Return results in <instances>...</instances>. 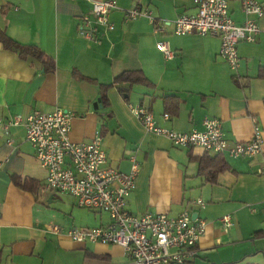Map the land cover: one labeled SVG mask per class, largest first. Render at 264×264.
Segmentation results:
<instances>
[{"label":"crops","instance_id":"1","mask_svg":"<svg viewBox=\"0 0 264 264\" xmlns=\"http://www.w3.org/2000/svg\"><path fill=\"white\" fill-rule=\"evenodd\" d=\"M93 1L99 0H0V32L42 54L41 59L22 58L0 43L1 124L15 117L24 120L35 111L71 113L72 142L89 143L99 134L106 166L122 173L130 172V159H135L138 173L127 203L132 214L175 217L188 210L205 222L196 255L187 264H264V175L257 173L264 155V78H258L264 70V14L257 19L260 33L255 41L238 45L239 68L232 72L218 57V38L176 36L172 24L157 33L144 17L125 19V11L138 7L160 23H171L195 15L197 0H115L118 9L109 16L113 29L99 28L98 42L84 38L78 29ZM256 1L264 6V0ZM241 3L228 2L236 25L244 22ZM160 42L172 51L171 59L156 49ZM48 60L54 64L52 72H44ZM124 71H141L153 87L113 85L107 91L108 105L102 107L99 86L82 79L107 85ZM166 96L177 100L176 114L166 111ZM128 104L141 105L158 127L174 132L202 131L205 119L219 120L231 144L248 141L255 121L262 133V153L252 158L223 155L230 170L220 173L214 184L206 183L196 160L206 153L175 147L147 132ZM24 135L22 124L9 126L7 133L0 125V264H56L48 260L52 249L66 264H126L119 246L76 243L69 230L62 233L58 227V232L45 231L44 216L50 211L43 204L64 205L66 200L55 192L41 194L46 173ZM14 178L35 182L36 196L15 185ZM71 206L81 211L70 224L96 228L109 223L108 215L103 219L82 212L89 210L77 207L74 199ZM224 215L232 222L227 231L220 222Z\"/></svg>","mask_w":264,"mask_h":264},{"label":"built area","instance_id":"2","mask_svg":"<svg viewBox=\"0 0 264 264\" xmlns=\"http://www.w3.org/2000/svg\"><path fill=\"white\" fill-rule=\"evenodd\" d=\"M228 2L197 0L195 15H182L171 23H160L149 10L138 7L125 11V19L144 17L157 33H164L165 25L172 24L176 36L197 34L218 38V57L232 72H236L240 61L237 47L240 43L255 41L260 33L257 19L263 16L264 6L256 0H242L244 22L236 25L229 16ZM116 9L115 0L91 2L89 16L92 20L83 15L79 33L88 40L98 42L99 28L105 31L113 29L109 16ZM156 49L166 59L173 56L166 43H158ZM127 108L147 132L167 138L175 147L199 148L206 154L228 155L231 158H252L262 153V133L255 121L252 137L248 141L231 144L224 138L219 120L205 119L202 131L174 132L158 127L151 112L141 105L128 104ZM72 117L71 113L56 109L48 114L32 112L24 120L15 117L6 124L0 122L5 133L9 126L23 125L25 140L46 173L41 194H67L74 198L77 207L108 215L109 223L105 225L69 230L70 240L80 244L119 246L128 258L126 264H187L196 255V245L205 233V222L197 217L193 219L188 210L175 217L168 214H132L127 203L138 173L135 159L131 157L132 165L127 174L106 166L107 157L99 134L89 143L70 140ZM169 118V114L163 115L164 120ZM6 143L10 145L11 141ZM257 173L264 175V155ZM195 203L203 207L200 200ZM220 222L224 231L232 226L229 215L222 216ZM53 231L58 232V228H53Z\"/></svg>","mask_w":264,"mask_h":264},{"label":"trees","instance_id":"3","mask_svg":"<svg viewBox=\"0 0 264 264\" xmlns=\"http://www.w3.org/2000/svg\"><path fill=\"white\" fill-rule=\"evenodd\" d=\"M0 43L2 46L11 51H15L22 58H26L27 56H33L41 59L42 54L32 46H19L16 42L7 37L4 33L0 32ZM44 72H52L54 70V64L51 61H44ZM258 78H264V70L259 71ZM83 80L94 83L99 86V100L101 102L102 107H106L108 105L107 101V91L113 85L119 84H128L130 87L134 85H144L148 87H153V84L146 79L144 74L141 71H124L117 75L111 84H98L94 80H89L87 78H82ZM164 106L166 111L171 112L172 114L177 113V100L173 96H166L163 98ZM167 112V113H168ZM198 162V175L205 177V182L209 184H214L217 180V177L220 173L226 172L230 170L229 165L225 162L221 155H217L211 157L207 154H203L201 157L196 158ZM14 184L22 189H26L31 191L35 196L38 190V185L31 180H25L23 183L20 182L19 179L14 178ZM35 187H31V186Z\"/></svg>","mask_w":264,"mask_h":264},{"label":"rangeland","instance_id":"4","mask_svg":"<svg viewBox=\"0 0 264 264\" xmlns=\"http://www.w3.org/2000/svg\"><path fill=\"white\" fill-rule=\"evenodd\" d=\"M64 200H66V203L64 205L57 203H51L49 204L46 200V202L43 204L45 209H49L50 213L45 214L44 216V229L46 232L51 231L54 227L60 228L62 233H66L68 230L71 229H79L80 225L75 222L74 224H70V220L74 219L75 221V212H78L81 209H78L74 206H71L73 204V199L69 195H59ZM75 201V200H74ZM73 212V213H72ZM82 212H86L90 214L91 217H102L103 219H107V214L105 213H92L89 211L82 210ZM54 213V214H53ZM51 238V237H50ZM48 260L49 263H56V264H66V261L61 256H56L54 250H51V253L49 254Z\"/></svg>","mask_w":264,"mask_h":264},{"label":"water","instance_id":"5","mask_svg":"<svg viewBox=\"0 0 264 264\" xmlns=\"http://www.w3.org/2000/svg\"><path fill=\"white\" fill-rule=\"evenodd\" d=\"M196 217H197V214L196 213L192 214V218L193 219L196 218Z\"/></svg>","mask_w":264,"mask_h":264}]
</instances>
